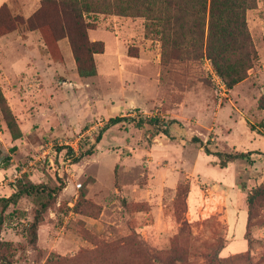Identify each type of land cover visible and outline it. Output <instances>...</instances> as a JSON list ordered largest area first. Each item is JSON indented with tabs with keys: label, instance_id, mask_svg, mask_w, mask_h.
Here are the masks:
<instances>
[{
	"label": "rangeland",
	"instance_id": "374dc122",
	"mask_svg": "<svg viewBox=\"0 0 264 264\" xmlns=\"http://www.w3.org/2000/svg\"><path fill=\"white\" fill-rule=\"evenodd\" d=\"M41 1L0 6L26 19ZM84 21L89 40L103 44L91 78L77 75L66 39L51 56L25 25L0 38V89L23 134L13 140L0 112V199L18 180L56 192L33 242L30 223L45 194L5 210L0 202V241L10 244L0 257L10 264H264V0L246 14L256 64L225 97L208 60L163 65L143 18L85 13ZM117 117L174 119L183 130L173 125L169 139L126 121L95 143ZM192 137L211 152L258 155L221 168ZM67 147L92 154L74 163Z\"/></svg>",
	"mask_w": 264,
	"mask_h": 264
},
{
	"label": "trees",
	"instance_id": "16d2710c",
	"mask_svg": "<svg viewBox=\"0 0 264 264\" xmlns=\"http://www.w3.org/2000/svg\"><path fill=\"white\" fill-rule=\"evenodd\" d=\"M256 0H43L39 8L28 18L12 16L8 6H0V38L10 34L16 24L25 25L29 31H38L50 55L58 53L57 43L68 41L72 57L80 78L96 76L94 55L103 53L100 41H90L87 30L89 25L84 21L85 13L113 14L123 17L143 18L145 36L157 40L161 45V61L167 65L170 61L186 63L201 62L206 59L216 75L227 89L247 78V72L257 61V53L247 28L246 14L255 8ZM134 49H129L132 52ZM58 55V54H57ZM0 112L6 128L13 140L21 139L23 134L8 107L0 89ZM132 121L136 127L149 126L154 135H164L174 139L172 126L179 130L183 126L176 120L167 122L158 118L135 119L117 117L106 122L95 136L94 142L100 141L102 133L111 126ZM185 140L184 134L179 136ZM188 142L198 144L207 155H213L218 165L225 168L236 160L250 161L256 152H211L201 140L192 137ZM92 146V145H91ZM92 148V147H91ZM67 156L74 163L92 154L90 149L79 148L78 155L69 147ZM13 191L10 197L0 199L2 210L9 205L15 206L22 197L43 195L42 188L29 181L18 180L10 184ZM56 192L45 194V202L32 223L30 232L32 242L35 240L36 228L42 219V213L49 206V200L55 198ZM247 199V220L244 238L250 249V220L252 218L253 198ZM2 223V221H0ZM9 243L0 241V250ZM221 250V249H219ZM216 251L215 255L220 253ZM0 264H10L5 256L0 257Z\"/></svg>",
	"mask_w": 264,
	"mask_h": 264
},
{
	"label": "built area",
	"instance_id": "2783aa9c",
	"mask_svg": "<svg viewBox=\"0 0 264 264\" xmlns=\"http://www.w3.org/2000/svg\"><path fill=\"white\" fill-rule=\"evenodd\" d=\"M212 77L215 82L214 84L219 93V96L225 97L226 91H227L225 84L221 81V79L215 73H212ZM76 186L77 188H80L81 184H77Z\"/></svg>",
	"mask_w": 264,
	"mask_h": 264
},
{
	"label": "crops",
	"instance_id": "0c3cea01",
	"mask_svg": "<svg viewBox=\"0 0 264 264\" xmlns=\"http://www.w3.org/2000/svg\"><path fill=\"white\" fill-rule=\"evenodd\" d=\"M36 1V0H35ZM35 1L34 0H25V4H26V6H35L36 5V3H35Z\"/></svg>",
	"mask_w": 264,
	"mask_h": 264
}]
</instances>
